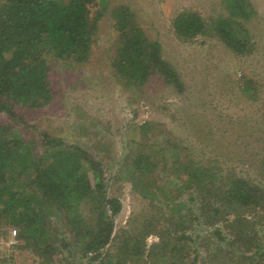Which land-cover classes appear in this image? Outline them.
Instances as JSON below:
<instances>
[{
  "label": "trees",
  "instance_id": "1",
  "mask_svg": "<svg viewBox=\"0 0 264 264\" xmlns=\"http://www.w3.org/2000/svg\"><path fill=\"white\" fill-rule=\"evenodd\" d=\"M227 2L230 15L209 21L192 11L177 14L176 36L191 41L214 33L238 54L251 51L237 18H250L254 6L249 0ZM109 4L0 0V233L7 227L17 230V245L29 251L36 264H65L70 259L140 264L148 263L154 252L160 258L155 264H264V168L255 176L243 175L216 156L204 160L189 147L181 150L178 138L149 146L144 138L153 127L144 121L137 125L139 142L130 140L123 164L111 178L128 179L133 191L148 201V212L140 225L136 214L129 220L133 226L123 229L128 237L113 250L122 203L109 194L111 178L101 155L28 123L18 112L19 107L41 109L52 103V60L72 66L90 59L99 19ZM111 14L118 32L111 62L117 79L140 91L154 77L183 93L179 71L131 8L120 4ZM240 85L247 96L259 99L256 79L244 76ZM261 164L264 167V159ZM211 228L216 240L211 232L208 236ZM153 234L161 243L146 248ZM0 264H10L1 249Z\"/></svg>",
  "mask_w": 264,
  "mask_h": 264
},
{
  "label": "rangeland",
  "instance_id": "2",
  "mask_svg": "<svg viewBox=\"0 0 264 264\" xmlns=\"http://www.w3.org/2000/svg\"><path fill=\"white\" fill-rule=\"evenodd\" d=\"M109 1L107 12L99 19L90 59L72 66L52 60L50 75L55 94L52 103L41 109L19 107L18 112L28 123L62 136L66 141H79L97 152L104 160L109 178L120 170L130 149V140L135 138L139 142L141 133L137 132V125L144 121L152 122V132L144 138L149 146H157L168 138H178V143L183 145L181 150L189 147L196 158L208 160L216 156L225 166L246 176H255L262 171L264 0H249L255 13L250 18H237L247 31L248 49L251 50L244 54L234 52L214 33L183 41L174 31L173 20L182 12H195L207 21L221 15L229 16V0ZM120 4H127L148 37L161 43L164 58L182 77L183 93L154 77L137 91L126 88L114 75L111 62L116 53L118 32L111 10ZM95 10L93 7V12ZM237 28L245 35L241 26ZM244 76L258 81V100L241 90ZM160 177L159 174L158 178L162 180ZM110 180L109 194L117 195L122 203L116 217L114 250L122 237H128L123 229L133 226H129V220L135 214L138 215L137 224H142L141 219L148 212V201L133 191L128 179ZM188 196L185 193L184 199ZM10 228H6L5 234L0 233L2 255L9 256L10 264H36V258L17 245L19 239L15 246L10 245ZM210 230L208 236L211 232L212 239L216 240L215 230ZM156 242L161 243V238L156 234L149 235L146 248ZM261 246L260 250H263L264 244ZM160 250L162 247L156 251ZM147 253L146 250L145 257ZM155 256L154 252V256L145 260L148 263L142 261L140 264H155L160 260ZM84 261L70 259L65 264H86Z\"/></svg>",
  "mask_w": 264,
  "mask_h": 264
},
{
  "label": "built area",
  "instance_id": "3",
  "mask_svg": "<svg viewBox=\"0 0 264 264\" xmlns=\"http://www.w3.org/2000/svg\"><path fill=\"white\" fill-rule=\"evenodd\" d=\"M17 230H12V235H11V240L9 241L10 245H14L17 243ZM0 249H1V245H0Z\"/></svg>",
  "mask_w": 264,
  "mask_h": 264
}]
</instances>
